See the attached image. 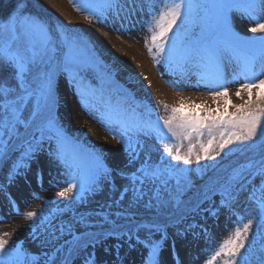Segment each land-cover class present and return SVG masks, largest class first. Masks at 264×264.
Here are the masks:
<instances>
[{
	"label": "snow or ice",
	"instance_id": "snow-or-ice-1",
	"mask_svg": "<svg viewBox=\"0 0 264 264\" xmlns=\"http://www.w3.org/2000/svg\"><path fill=\"white\" fill-rule=\"evenodd\" d=\"M74 3L89 19L113 13L121 29L134 27L146 16L144 26L150 36L144 37L145 44L157 63L163 58L181 77L195 72L197 85L211 91L214 100L223 97L225 107L201 116L187 112L181 103L162 124L147 112L131 121L120 119L109 108L99 122L110 132L109 123L119 125L125 161L110 167L102 152L93 151L87 153L85 168L80 153L69 155V137L55 109L60 103L58 78L63 74L81 105L93 107L90 97L95 90L90 82L85 83L84 74L94 61L76 55L88 42L78 34L69 35L59 21L55 29L50 27L29 11L30 0H0V173L8 166L0 193L18 214L33 222L29 226L33 234L36 221L42 230L38 253L20 242L10 246L11 234H0V264H124L128 254L121 255L124 244L128 252L137 246L147 250L146 255L141 254L142 264H164L166 246L174 264H181L173 237L191 233L198 239L203 234L207 240L209 230L197 223L196 217L203 212L218 217L221 209L235 220L227 238L218 242L205 264H217L219 258H223L222 264H264V78H258L264 77V0ZM234 14L253 25L247 29L252 35L236 30ZM228 65L234 66L230 78ZM238 80L243 83L237 98L243 99L244 91L248 98L233 105L228 85ZM228 106L235 112H229ZM152 139L162 147L150 145ZM45 140L55 141V148L46 153L49 161L63 168L65 179L59 195L73 194L56 213L92 202L97 208L73 211L69 219H59L44 208L40 212L19 211L8 189L19 178L29 183L32 163L43 152ZM229 157L237 162L229 160L225 166L223 161ZM35 177L42 186L41 168L37 167ZM98 195L105 199L94 200ZM217 195L219 206L213 201ZM242 197L252 206L250 211H238ZM180 224L185 226L180 228ZM169 228L175 229L173 236ZM197 228L201 232L195 231ZM110 238L117 243L106 244ZM98 249L114 258L101 259Z\"/></svg>",
	"mask_w": 264,
	"mask_h": 264
},
{
	"label": "rangeland",
	"instance_id": "rangeland-1",
	"mask_svg": "<svg viewBox=\"0 0 264 264\" xmlns=\"http://www.w3.org/2000/svg\"><path fill=\"white\" fill-rule=\"evenodd\" d=\"M76 2L78 3L79 0H76ZM92 2L98 4L101 3L102 0H92ZM30 4L34 7H41L43 9V14L48 18L49 22H47L53 29H55L56 22L59 21L69 30V35L78 34L87 41L88 47L78 51L76 55L94 61L93 67L84 75L86 78L85 83L88 84L90 82L92 88L95 90L90 99L95 102L97 110L92 111V108L95 107L92 102L91 104L93 107L89 108V111L81 107L83 115L79 113L81 115L80 119L76 118L75 112H73L75 116L73 118L70 113L65 112L70 103L69 99H71V96L68 95V92L63 87V83H69L68 77L67 74H63L58 78V95L60 103L55 109V115L66 135L69 137L70 142L66 146L69 155L80 153V162L82 166L86 168L89 164L87 153L93 151L102 152L105 162L110 167L115 168L121 166L125 161V156L120 142L119 125L109 123V127L112 129L110 132L99 122L109 108H111L120 119L130 121L140 114L147 112L150 113L152 120H159L161 124L163 123V119L171 114V109L174 108L160 99L152 98L143 93L141 91L142 88L140 89L138 87L137 82L131 80V76L123 71V68L126 67L125 62H127V57L122 51L123 48L132 46L142 49L139 44L143 38H139V28L136 26H126L124 29H121V23L115 18L113 13H108L105 16L93 15V17L89 19L87 12L77 10L74 0H30ZM50 15H52L53 18L55 17L54 19L56 22L50 20ZM233 20L234 26L238 32L243 35H252L247 31L248 28L253 26L252 24L242 19L239 14H234ZM51 23L53 24L51 25ZM117 29L120 30L118 31ZM196 31H199V29H196ZM53 34L58 39L59 34L56 32ZM104 36L108 37V41L104 40ZM125 40L128 42H125ZM118 59H121V65L116 63ZM131 62H127L128 64L130 63L128 66L131 67V69L136 68L139 70V64L133 63L135 62L133 60ZM164 64L167 65L166 63ZM228 66L226 71L228 70ZM231 72L232 71L229 72V78L231 77ZM236 92L237 90L234 91V93L229 92V96L233 105H240L244 100H247V92L244 91L241 93L243 99L237 98ZM253 99H255V96H253ZM76 103L77 105L81 104L79 100L76 101ZM165 105H167V111L165 110ZM224 107L223 98L220 111H223ZM228 111L235 112V108L228 106ZM197 112H199L201 116L206 115L200 111L189 113L195 114ZM102 134H104V136ZM113 136L116 138L114 139ZM148 143L150 145L162 147L157 144L154 139L148 140ZM186 145L187 142H185L184 150H186ZM42 146L43 152L37 156V161L32 163L31 173L34 175L35 179H30L28 180L29 183H25L23 178H19L16 182V184L19 182L30 188L32 190L31 193H22L21 196L23 198H20L17 189H15L16 184L8 189L21 213H26L28 211L40 212L41 208L46 209L47 213H56L58 208H64L68 201L72 200L73 194H70L68 197H61L59 195L63 187V185L60 184L64 177L62 175L63 168L55 163H51L46 154L49 150L55 148V141L45 140ZM155 155L156 154H154V156ZM229 160H231L233 164L237 162L236 158L229 157L223 161V164L227 166ZM239 160L243 162L242 157L239 158ZM207 163L210 162H202V164ZM37 167L42 169L44 179L47 173L60 178L59 181L54 183L53 188L46 190L39 188L40 184L37 183L35 177ZM192 167H196V165ZM7 170L8 166L5 165L4 173H6ZM4 173H0V183L5 182ZM219 174L223 175L222 172ZM208 175H211V173H208ZM103 199H105V197L102 195L94 197V200L97 201ZM45 200L50 201V203L45 205ZM213 201L219 206V195L214 196ZM85 207L88 209H95L97 205L95 202L88 203L86 206L74 205L70 209H65L63 213H56V215L59 219H69L73 211L83 212L85 211ZM204 207H208V204H205ZM251 207V205H246L244 203L243 197L241 198V202L237 205V209L241 213H244L246 210L250 211ZM113 211H116V209H113ZM233 220H235V217L229 218L225 209H221L218 217H213L207 212H203L201 216L196 217L197 223L202 227H207L210 236L207 240L204 238L203 234H201L198 239L193 238L191 233L183 238L173 237L176 240V249L181 258V264H205L206 258L211 259L209 253L216 248L218 242L227 238L228 229L232 227ZM32 223V221H28L22 215L18 214L9 204L7 197H5L3 193H0V234L4 232L11 234L9 240L10 246L14 242H20L23 247H26L33 253H38L40 251L37 244L39 243V238L42 236L41 226L39 221H36V232L33 234L29 227ZM184 226L185 224L178 225L180 228ZM168 231L169 235L173 236L175 229L169 228ZM195 231L201 232V228H197ZM34 235L36 239H34ZM105 243L112 245L117 243V241L114 238H110L105 241ZM120 243L123 244V241H120ZM170 244L171 240L168 241L169 246ZM120 251L121 255H124L126 252L128 253L124 260V262L127 260L128 264H142L143 256L141 254H147V250L142 246H137L136 249L128 252L127 244H124ZM98 256L101 259L107 260H109L108 258H111V260L114 258L112 256H105L102 249H98ZM162 258L164 264H174L170 247L166 246L165 251L162 253ZM222 260L223 258H219L217 264H222Z\"/></svg>",
	"mask_w": 264,
	"mask_h": 264
},
{
	"label": "bare ground",
	"instance_id": "bare-ground-1",
	"mask_svg": "<svg viewBox=\"0 0 264 264\" xmlns=\"http://www.w3.org/2000/svg\"><path fill=\"white\" fill-rule=\"evenodd\" d=\"M145 19H147L146 16H141L138 22L135 24V26L139 28V38H143V40L139 44L142 49L129 46L127 47L129 49L124 47L122 50L127 57V62H131L132 60L135 61L133 63L139 64V70L136 68L131 69V67L128 66L130 63L128 64L127 62H125L126 67L123 68V71L127 72L126 74L131 76V80L137 82L138 87L140 89L142 88L141 91L143 93L149 95L152 98L158 100L160 99L166 102L170 107H180L181 103H183L186 111H200L206 115L208 111H212L213 114H215L218 108L219 110H221L220 108L223 97H217L214 100L213 93L211 91L205 89L202 84L197 85L198 77L196 76L195 72H193V74L189 77H181L179 73H174L168 67V65L164 64L165 60L163 58L160 59V63H157V61L153 58V54L149 53L148 47L145 44L144 37L150 36V33L144 26ZM103 38L105 41H108L107 36H104ZM125 42L128 41L125 40ZM153 53L159 56V54L156 53L155 48H153ZM116 63L121 65V59H118ZM233 67L234 66H228V74L233 70ZM242 83L243 80H238L228 85L229 92L234 93V91L238 90ZM63 87L68 92V95L71 96V99H69V106L67 107L65 112L70 113V115H72V118L75 117L73 114V112H75L76 118L80 119V116L83 115L81 108L83 106L81 104L77 105L76 101H78L79 99L75 95L73 87L69 83H63ZM90 102L94 103L95 105V102L93 100L90 99ZM83 108L84 110L86 109L85 107ZM94 110H97L96 105L92 108V111ZM87 111H89V109H87ZM102 135L104 136V134ZM31 172L32 170L29 172L28 180L35 179L34 175ZM59 179V177L51 174L49 175V173H47L43 181V185H40L39 188L43 190L53 188L54 183L59 181ZM64 179L65 177L62 178L60 184L63 185ZM50 181L52 182L50 183ZM15 189H17L20 198L22 197V193L28 192L29 194L32 191L30 188L20 184L19 182L16 184ZM108 259L111 260V258ZM124 264H128V261L126 260Z\"/></svg>",
	"mask_w": 264,
	"mask_h": 264
},
{
	"label": "trees",
	"instance_id": "trees-1",
	"mask_svg": "<svg viewBox=\"0 0 264 264\" xmlns=\"http://www.w3.org/2000/svg\"><path fill=\"white\" fill-rule=\"evenodd\" d=\"M29 11H31L33 14H35L36 16H38L39 18H41L42 20H45V21H48L49 22L48 18L43 14V9L41 7H34L32 4H29ZM50 18H51L50 20H54L55 21V19H54L55 17L53 18L52 15H50ZM52 24L53 23H51V25Z\"/></svg>",
	"mask_w": 264,
	"mask_h": 264
}]
</instances>
